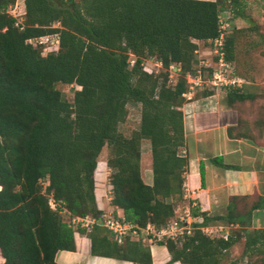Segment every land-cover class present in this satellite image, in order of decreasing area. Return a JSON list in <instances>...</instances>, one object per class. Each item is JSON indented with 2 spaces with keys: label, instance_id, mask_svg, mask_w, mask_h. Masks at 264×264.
Segmentation results:
<instances>
[{
  "label": "trees",
  "instance_id": "trees-1",
  "mask_svg": "<svg viewBox=\"0 0 264 264\" xmlns=\"http://www.w3.org/2000/svg\"><path fill=\"white\" fill-rule=\"evenodd\" d=\"M14 1L0 0L1 264H58L57 251L75 249L76 233L86 231L64 222L47 194L71 214L102 213L95 195L101 163L110 169V203L121 210L114 215L138 226L164 225L183 196L188 157L181 107L185 75L197 68L192 40L210 46L220 32L221 12L243 16L244 0H24L21 29L6 13ZM53 32L59 42L45 54L26 41ZM223 48L225 59L233 60L232 35L225 36ZM147 58L159 62L158 71L144 69ZM172 63L180 72L170 83ZM58 83L76 86L71 101ZM224 91L229 104L249 97L242 88ZM128 103L140 104V120L126 135L120 125ZM142 139L150 145V184L143 178ZM105 146L107 156L99 157ZM246 198L231 197L227 213L214 219L248 227L264 197L239 212L237 202ZM190 212L202 217L191 234L158 242L170 254L166 264H219L235 238L203 234L198 226L211 218L196 206ZM103 231L87 232L91 254L151 263L140 239L117 244ZM263 244L262 228L246 232V249Z\"/></svg>",
  "mask_w": 264,
  "mask_h": 264
},
{
  "label": "crops",
  "instance_id": "crops-1",
  "mask_svg": "<svg viewBox=\"0 0 264 264\" xmlns=\"http://www.w3.org/2000/svg\"><path fill=\"white\" fill-rule=\"evenodd\" d=\"M192 41L196 44L193 54L201 59L208 52L209 46L205 47L201 40ZM143 64L158 66V61L147 58ZM246 99L229 104L226 92L223 91L193 97L181 107L186 138L185 153L188 157L183 175V197L187 204L191 201V206H196L211 218L207 223L227 222L214 219V216H224L227 213L228 203L233 196H247L246 199L252 203L260 196L264 197V143L250 137L245 122L240 119L239 108ZM108 169L103 163L98 168L100 174L97 176L99 183L95 180L96 204L103 211L120 214L121 210L111 205V196L106 191V186L111 188ZM151 181L149 174L145 182L150 184ZM249 222L250 227L264 230V207L253 209ZM103 234L111 237L105 230ZM141 242L150 250V264L168 263L170 254L163 244L149 243L145 239H141ZM2 261L0 255V264ZM55 261L58 264H139L91 254L88 235L79 232L75 235V249L57 251ZM170 264L181 263L173 261Z\"/></svg>",
  "mask_w": 264,
  "mask_h": 264
},
{
  "label": "rangeland",
  "instance_id": "rangeland-1",
  "mask_svg": "<svg viewBox=\"0 0 264 264\" xmlns=\"http://www.w3.org/2000/svg\"><path fill=\"white\" fill-rule=\"evenodd\" d=\"M243 16H233L231 12L225 13L224 20L227 21L228 26L226 28L227 34L233 36L234 51L233 60L231 64L235 74L243 77L246 80L244 91L250 95L240 105V119L245 122L247 132L250 137L258 142L264 143V3L262 0H244ZM54 26H58L59 23L54 22ZM208 47V45H205ZM208 51V48H207ZM48 50L44 51L47 53ZM203 60L209 61L211 59L208 52L206 55H202ZM198 57L193 54V61L197 64ZM195 64V65H196ZM147 69L157 70V67L149 64L144 65ZM160 70V69H159ZM158 71V70H157ZM156 71V72H157ZM207 69H205V72ZM169 83V81H168ZM173 83V81H170ZM56 88L59 89L65 95L66 99L71 101L73 97V90L76 88L72 84H56ZM209 89L206 84L201 86V89L196 90V97L203 95L205 90ZM221 90H216V93H220ZM187 99L184 97V103L193 99ZM127 113L125 120L120 125V130L129 135L131 131L136 129L140 120V104L128 103ZM108 149L103 147L99 154V157L107 156ZM98 157V158H99ZM141 164L143 169V178L147 179L150 172V145L148 140L142 139L141 141ZM110 172V169L107 170ZM99 171L96 169L95 177L98 176ZM99 177V176H98ZM45 185V182H42ZM111 188L106 186L108 195H111L108 191ZM240 202L238 204V211L244 212L252 201ZM186 199L182 196L181 200L174 202V216L178 217L184 214L186 208ZM225 212V211H224ZM225 231L231 234L235 238V242L230 248L225 251L219 257V264H259L264 259V244L258 249L248 250L244 246L246 232L252 233L255 227H243L242 224L233 222L230 224L225 222ZM87 234V232H86ZM189 264V263H181Z\"/></svg>",
  "mask_w": 264,
  "mask_h": 264
},
{
  "label": "built area",
  "instance_id": "built-area-1",
  "mask_svg": "<svg viewBox=\"0 0 264 264\" xmlns=\"http://www.w3.org/2000/svg\"><path fill=\"white\" fill-rule=\"evenodd\" d=\"M6 13L15 19L14 24L21 29L25 17L24 0H15L13 4L7 7ZM225 13H228V11L221 12L218 19L220 24L219 35L212 40L211 45L208 47V54L211 59L209 61L203 60V58L199 59L197 68L185 75L187 90L183 93V96L187 99L192 98V95L196 93L197 89H201L203 84H206L210 90H213V94H216V90L223 92L224 88L227 87L243 88L246 83L243 77L235 74L231 61L225 59L223 45L228 26L227 21L224 20L228 17L224 16ZM58 39V32H53L28 38L26 41L33 46L42 47V54H45L44 51L57 46ZM144 69L147 72L153 71L145 66ZM205 69H207L206 73H204ZM168 71V80L175 82V77L180 72V66L172 63L169 65ZM47 198L49 207L57 212L64 222L74 228L84 229L86 232L92 231L95 227L102 228L109 233L112 240L117 244H121L126 237L145 239L149 243H158L165 239L176 241L191 234L194 229V222H202V217L191 215L190 204L186 205L182 216L172 217L164 225L157 227L150 222H147L144 226H138L125 220L122 215H114L112 211H102L98 215L71 214L66 207L54 199L52 193H48ZM198 228L203 234L210 237L221 236L226 239L228 236L224 224L206 223L199 225Z\"/></svg>",
  "mask_w": 264,
  "mask_h": 264
}]
</instances>
